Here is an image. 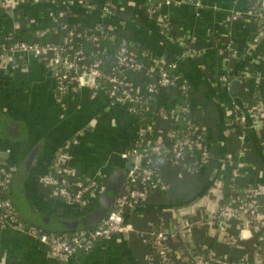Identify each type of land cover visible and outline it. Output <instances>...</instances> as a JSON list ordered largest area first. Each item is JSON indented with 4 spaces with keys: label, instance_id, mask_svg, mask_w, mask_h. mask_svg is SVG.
Segmentation results:
<instances>
[{
    "label": "crops",
    "instance_id": "0c3cea01",
    "mask_svg": "<svg viewBox=\"0 0 264 264\" xmlns=\"http://www.w3.org/2000/svg\"><path fill=\"white\" fill-rule=\"evenodd\" d=\"M196 1L198 6L171 0L157 15L149 16L144 0H0V36L71 24L99 27L110 37L127 38L144 57L146 69L134 75L142 94L156 82L149 73L151 60L174 63L190 88L189 116L206 132L210 159L201 172L163 164L159 175L164 188L125 216L135 231L98 241L90 250L74 253L65 264H157L142 234H148L158 215L170 221L169 226L177 223L171 218L179 211L186 213L189 229L184 238L176 236L171 243L186 258L195 250L213 252L228 264H243L261 246L246 219L228 223L210 219L223 197L220 182L215 181L218 169L237 162L242 165L240 186L264 187V28L255 40L260 23L255 13L264 14V0ZM226 44L247 54L237 63L229 62L221 51ZM10 57L12 61L0 63V161L12 175L9 197L21 221L39 214L66 221L81 218L87 213L81 205L66 204L39 177L60 157L62 174L99 179L101 191L110 170L125 163L124 154L139 128L136 114L128 105H110L106 93L90 86L60 97L54 73L44 61L31 53ZM225 76L228 83L222 80ZM177 100L174 87L157 97L165 115L156 131L164 144L170 142ZM236 109L245 115L256 112L254 123L248 120L245 128L241 126L243 131L233 129ZM94 197L86 202L91 204ZM258 225L264 228V215ZM227 235L234 244L225 243ZM0 264L61 263L25 228L0 223Z\"/></svg>",
    "mask_w": 264,
    "mask_h": 264
},
{
    "label": "built area",
    "instance_id": "2783aa9c",
    "mask_svg": "<svg viewBox=\"0 0 264 264\" xmlns=\"http://www.w3.org/2000/svg\"><path fill=\"white\" fill-rule=\"evenodd\" d=\"M144 1L146 13L149 16H155L160 12V8L164 3H168L171 0ZM177 1L178 3H183L187 0ZM187 2H193L196 6L199 5L196 0H188ZM252 14L253 12H249V15ZM255 15L260 20L259 33L255 39L257 40L263 32L264 14L255 13ZM74 36L77 38L85 37L92 43H97L99 40V37L95 34L70 31L68 42H71ZM104 38L111 41L116 39L110 36ZM130 47L131 45L126 41L121 44L117 55L113 58L117 67L113 68L115 70L129 68L143 72L146 69L145 62H138L136 53ZM1 49L0 63L12 61L10 55L14 53H32L38 59L46 62L54 73L56 89L60 97L75 92L79 88L90 86L96 91L102 90L106 93L110 105L123 104L130 107V104L141 101L139 96L142 93L138 90L134 81H127L116 75H103L100 66L103 63L102 61L107 63L110 60L109 58L96 61L89 66H84L79 64L84 60L83 51L81 50L74 52L70 56H64L59 47L50 44H34L31 46L16 44L10 50H6L4 47ZM223 50L222 53L228 57L229 62L239 57L238 51L230 44L224 45ZM148 68L149 73H153L156 76L155 84L150 85L148 88V95L158 96L164 89L175 86V78L170 74V70L177 69L174 63L153 59L150 61ZM222 80L224 83L229 82V78L226 76ZM106 83L111 85L110 88L107 89ZM180 90L187 98L189 97L190 90L186 83L180 87ZM240 112L239 109L234 111V122H239L241 125L246 126L248 120L249 123H254L256 120L255 111L249 115L241 114ZM187 113H189L188 109L183 107L180 102H177L172 113L174 124L170 132V141L173 142L171 148L169 147L170 144L151 140L154 135L159 136L156 127L148 125L138 128L134 140V148L124 154V159L133 157L132 168L127 175L121 192L114 201L111 212L96 226L71 235L46 233L35 226L24 224L20 220L17 209L9 197L12 175L0 161V223L17 225L22 229L25 228L27 233L45 245L50 255L61 264L67 263L70 257L78 251L90 250L94 243L98 241H106L116 235L134 232L133 226L125 222L126 211L134 206L145 203L153 192L164 188V184H160V179H158V172L163 164L170 162L174 165L185 166L187 168L190 164V157L187 153L199 147V142L203 140L204 129L190 117L187 118L189 120L186 123L185 134L179 136L175 121L180 114ZM208 158L209 150L206 147L201 152L202 166L208 162ZM61 161L60 157H58L56 163L53 165V171L50 170L42 175L38 181L51 187L70 206L82 205L86 203L87 197L97 195L100 191L99 179L68 178L60 171ZM192 164H195V162H192ZM241 169L242 165L233 171L232 183L237 189V194L230 198V206L224 205L226 196L222 193L221 204L217 207L213 216H211L210 221L213 223H228L237 219H246L247 224L259 236L261 246L254 251L251 259L246 260L243 264H249L250 262L264 264V228L258 225V222L261 221L264 215V187L260 185L240 186L238 180L242 175ZM219 184L222 187V184ZM184 214L186 213L179 211L176 216L175 214L172 215L171 219H177V223H171L170 226V221L168 222L162 217H158V223L156 221L152 223L148 234L146 236L142 234V242L151 247V260L157 264H228V261L224 257L216 255L213 252L199 254L193 250L192 256L186 258L181 253L179 247L177 248L172 245V238L176 236L184 238L185 231L189 229L187 217ZM224 240L225 243L234 244V239L230 235H227Z\"/></svg>",
    "mask_w": 264,
    "mask_h": 264
},
{
    "label": "trees",
    "instance_id": "16d2710c",
    "mask_svg": "<svg viewBox=\"0 0 264 264\" xmlns=\"http://www.w3.org/2000/svg\"><path fill=\"white\" fill-rule=\"evenodd\" d=\"M70 31H75L77 33L88 32L89 34H95L96 36L99 37V40L97 43H92L85 37L77 38L76 36H74L71 42H68V39H69L68 35ZM40 32L44 34L42 37L39 36ZM107 36L108 35L105 33V31L99 27H85V26L71 25V24L60 25V26L55 27L54 29L43 28V29H36V30L14 33L9 36H0V53L2 52V49H1L2 47H4L6 50H10V48L16 44H26L29 46L34 45V44L55 45L62 50V53L64 56H70L74 52L81 50L83 51L84 60H82V62L79 63L80 65L89 66L95 63L96 61H99V60L102 61V60L109 58L110 60H108L107 63H104V61H102L103 63L100 66V70L103 73V75H116L118 77L124 78L127 81H134V75L138 74L139 72L133 69H129V68H119L118 70H115L114 68H116L117 66L113 58L115 55H117V52L119 51L121 44L124 41L128 42V44L131 45L130 49L136 53L137 60L140 63H143L144 61L142 52L138 50L136 46H133L131 42L125 37H116L114 41H111L107 38H104ZM221 44L223 43L221 42ZM221 51H224V50L221 49ZM238 54H239V57L236 59L235 61L236 63L239 62L241 57L246 55L247 53L245 51H242V52L238 51ZM156 60H160V59H156ZM231 71L233 74H235L234 76L237 75L235 67H231ZM170 74L172 77L175 78L174 88L178 91L177 102H180L181 105L183 107H186L189 111V99L180 90V87L183 84H185V81L183 80L181 74L179 73V71H177V69L170 70ZM106 85H107V89L110 88L111 86L109 83H106ZM157 97L158 96L148 95L147 93L140 94L139 98L141 101L130 104V107H132L135 110L136 123L138 124V127L148 126V125H151L156 128L159 127V124H160L159 119L165 115V112L163 108L158 104ZM240 113L242 114L243 112L241 111ZM189 117H190L189 113L180 114L177 117L175 124L177 125L179 136H183L185 134L186 128H187L186 123H187V120H189L187 118ZM241 126L243 125H241L239 122L233 123L234 130L243 131L244 129ZM203 132H204V137H203V140L199 142V147H196L194 150H190L187 153L190 157L189 159L190 164L186 169L187 171H190V172L193 171V173L201 172V169L203 167L201 165V152H202V149L208 146L205 130ZM151 140H153L154 142L156 140L159 141L156 135H154L151 138ZM168 144H170L169 147L171 148L173 145V142L170 141ZM133 148H134V143L132 144V147L128 151H131ZM208 159H210V154H209ZM192 162L193 163L195 162V164H192ZM238 166H239V163L235 162L229 168H224V169L220 168L218 169L216 176H215V181H219L222 184L221 190H222V193L226 196V201L224 203V205L226 206H230V200H231L230 198L234 197L237 194L236 192L237 189L235 186H233V183H232V177H233V171L237 169ZM51 171H53V165L51 167ZM56 175H60V174H56ZM158 179H160V182H161L160 184H163V181L161 180L160 175H158ZM133 208H135V206L130 209H133ZM130 209L126 211V214ZM158 216L155 219L157 223L159 219ZM22 222L24 224H27L26 220H22ZM92 227H94V225L78 224L76 227L70 228L67 232H63V231L54 232V234L71 235L75 232L89 229Z\"/></svg>",
    "mask_w": 264,
    "mask_h": 264
},
{
    "label": "water",
    "instance_id": "95a60500",
    "mask_svg": "<svg viewBox=\"0 0 264 264\" xmlns=\"http://www.w3.org/2000/svg\"><path fill=\"white\" fill-rule=\"evenodd\" d=\"M17 54L18 53H14L12 55L17 56ZM237 87L238 81L234 80L232 91L236 92ZM133 161V157H128L125 159L123 165L115 166L110 170L103 189L94 197L92 203L88 204L89 202H86L81 205V210L87 212L81 218L73 221H66L60 216L39 214V216L30 217L27 219V222L29 225L35 226L47 233L61 232L62 228L70 229L76 227L78 224L96 226L111 212L114 201L121 192L127 175L132 168Z\"/></svg>",
    "mask_w": 264,
    "mask_h": 264
}]
</instances>
